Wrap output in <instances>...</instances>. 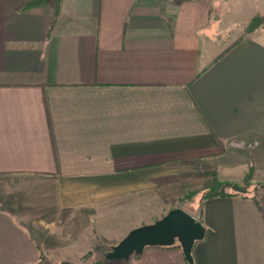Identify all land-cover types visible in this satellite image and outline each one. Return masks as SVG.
I'll list each match as a JSON object with an SVG mask.
<instances>
[{"label": "crops", "instance_id": "obj_1", "mask_svg": "<svg viewBox=\"0 0 264 264\" xmlns=\"http://www.w3.org/2000/svg\"><path fill=\"white\" fill-rule=\"evenodd\" d=\"M31 1L0 0V264H83L148 223L135 196L264 178V0ZM257 190L200 203L195 264H264Z\"/></svg>", "mask_w": 264, "mask_h": 264}, {"label": "water", "instance_id": "obj_2", "mask_svg": "<svg viewBox=\"0 0 264 264\" xmlns=\"http://www.w3.org/2000/svg\"><path fill=\"white\" fill-rule=\"evenodd\" d=\"M206 227L182 207L171 208L152 223L131 229L104 254L108 260H129L147 246L169 245L179 241L189 264H195L194 245L205 238ZM41 264V263H40Z\"/></svg>", "mask_w": 264, "mask_h": 264}, {"label": "rangeland", "instance_id": "obj_3", "mask_svg": "<svg viewBox=\"0 0 264 264\" xmlns=\"http://www.w3.org/2000/svg\"><path fill=\"white\" fill-rule=\"evenodd\" d=\"M211 171L212 170H206L205 172L212 175V180H213L214 175L211 173ZM214 172L216 173L215 170H214ZM252 175H253V168H252L251 177L249 179L250 184H252L250 193L252 194L254 192V190L256 191V189H258L257 191H258V193H260V196L261 197L264 196V178L260 181L252 182L251 181ZM212 180L208 183H211ZM220 181H222V180H220ZM176 182L179 183V184H177L178 185L177 188L178 187L179 188L176 189L175 191H178L179 194L176 193L174 195H167V194H164L160 189L159 190L162 193L159 194L158 189L155 188V189H152L148 195L135 196L136 202L139 203L140 201L143 200L145 203L148 202L150 204L151 211H150V217L147 218L148 223L154 222L156 219L162 217L164 214L167 213V211L162 210V208L164 209V208H170V207H172V208L182 207L185 210H187L188 212H190L191 214L199 213L198 209H199V206L201 203V201H200L201 195L199 194V192L208 183H205L199 189H189L188 190L186 185L181 184L182 181H176ZM223 182H235V181H223ZM235 183H238V182H235ZM238 184H240L242 186L245 185V178H244L242 183H238ZM148 223H145V224H148ZM107 250H109V249H107ZM107 250H103L102 253L99 254V256H97L95 258H101L102 256H104V254Z\"/></svg>", "mask_w": 264, "mask_h": 264}, {"label": "trees", "instance_id": "obj_4", "mask_svg": "<svg viewBox=\"0 0 264 264\" xmlns=\"http://www.w3.org/2000/svg\"><path fill=\"white\" fill-rule=\"evenodd\" d=\"M45 0H33L26 7H32L40 2H43ZM60 0H56L57 5L59 4ZM264 20V15L258 16L255 19L252 20V22L248 25L247 31H251L254 28H257L261 26V23ZM211 173L214 175L213 180L211 183L206 184L203 189L199 192L200 196V201H204L206 199L214 198V197H235V196H247L250 194L251 191V186L249 179L251 177L252 173V167L250 168V171L245 177V185H240L235 182H223L220 181L217 178L216 173L214 170L211 171ZM256 186V185H255ZM160 247L164 248H182L180 242L177 240L172 244L169 245H160ZM141 254V253H140ZM140 254H136L135 256L139 257ZM128 260H121V261H116V260H108L104 256L101 258H90L86 260L83 264H126ZM48 264L44 257L40 258L39 264Z\"/></svg>", "mask_w": 264, "mask_h": 264}, {"label": "built area", "instance_id": "obj_5", "mask_svg": "<svg viewBox=\"0 0 264 264\" xmlns=\"http://www.w3.org/2000/svg\"><path fill=\"white\" fill-rule=\"evenodd\" d=\"M168 2H176L177 0H167Z\"/></svg>", "mask_w": 264, "mask_h": 264}]
</instances>
